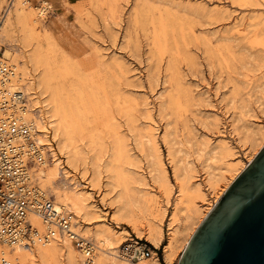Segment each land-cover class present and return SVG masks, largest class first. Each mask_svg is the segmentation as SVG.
<instances>
[{"label": "rangeland", "instance_id": "obj_1", "mask_svg": "<svg viewBox=\"0 0 264 264\" xmlns=\"http://www.w3.org/2000/svg\"><path fill=\"white\" fill-rule=\"evenodd\" d=\"M42 3L51 8L39 19ZM0 21V57L13 47L0 60L32 81L82 161L57 190L40 185L62 206L70 188L81 191V215L72 214L83 236L95 242L104 228L121 247L146 242L161 264L194 211L179 264L264 146V0H0ZM159 234L157 249L150 239ZM27 251L0 245V264H44Z\"/></svg>", "mask_w": 264, "mask_h": 264}, {"label": "bare ground", "instance_id": "obj_2", "mask_svg": "<svg viewBox=\"0 0 264 264\" xmlns=\"http://www.w3.org/2000/svg\"><path fill=\"white\" fill-rule=\"evenodd\" d=\"M14 7V3L11 4V7H9V9L7 10V15H9L11 11L13 13V9L15 10ZM48 8H51L50 4L42 3L41 5H39V7H37L35 11L37 18L42 19L41 17H44ZM18 12L19 13L17 14L15 13L17 19L28 18V16L26 15L27 12ZM1 22L2 21H0V31L2 30ZM1 42L2 39L0 36V46ZM12 48L13 47L11 44L5 45V49L3 50L0 59H11V50L13 51ZM2 66H5L7 68L8 73L6 71L4 73H0V86L2 87L0 90V103L3 99H5L3 97L10 98L11 96H14V98L16 99L22 98L24 102L23 104L16 103V110L14 115L16 116L19 122H23L25 124H28L30 122L32 126L29 135L34 139L35 146L32 149H28L26 155L24 154V157L27 158V156H32L36 159V153L38 152L41 153V156L46 155V159L43 157L40 161L36 160V162H32L31 159L27 160L29 164L27 167L29 177L31 178L32 183L34 182V184L37 185L39 191L42 194L46 195L48 199L51 198V209L55 210L57 213L65 214L68 219V222L70 223L68 230H58L57 228H54L53 234H51L48 239H43L42 236L45 233V228L46 226L50 225V222L42 218L40 214L42 211L41 209H39L37 212H29L27 213L25 220L29 221L31 224V234L33 236V242L20 237V241L18 243L14 245L3 246L7 248H17V246L26 248L29 250V252H27L30 257L36 258L38 261L44 264H50L52 263V261L55 260H61L66 264H106V261H109L111 264H161L159 262V259L156 258V254L155 252H153L152 249L150 257L148 258L140 257L137 261H131L130 259L124 257L122 254L123 247L127 244L130 245V242L124 244L123 247H121V244L117 243L114 240L113 235L108 234L106 230H104V228L96 229L92 232L95 237V242L93 241V239L80 234V232L77 230L78 226L76 221L74 220V215L72 213H75V215H81L80 212L82 210L83 200L81 191L75 186L70 188L71 192L69 194L64 193L66 197H64L63 199H58V201L60 199L63 200V206L58 205L57 203L55 204L53 196L50 195L47 190L40 185L38 179L44 178L48 182V185H50V187L54 188V190H57V182H60L63 179H67V170L69 168L81 171L82 168L80 164L82 163V161L80 156H78V147H73L66 143V138L64 139L60 134V129L54 115L48 110V106L45 101H41L40 95H38L32 81L29 80V82H27L25 78L22 79L20 68L14 64H9L6 61L0 60V68ZM16 70L18 73L16 72ZM19 78L22 81L23 85L18 84ZM27 98H29L33 102V109L29 108L30 106L28 105ZM32 111H37L38 113H41L39 115L40 119L37 116L33 115ZM46 141L55 142L57 147H52V145H49ZM47 150L49 152L45 153ZM55 150L58 151L59 156H56V154L58 153ZM49 164L50 166H52L46 171L43 170ZM83 166L85 165L83 164ZM201 185H198L195 188V193L198 196L203 191ZM184 219L186 224L180 230L182 236L179 239H177L178 237L170 238L168 243L163 246V256L165 258L164 261L167 264H172L174 262L177 252L176 250H179L186 243L188 237L196 228L199 221V217L194 213V211L190 212L189 210L186 211V213L184 214ZM86 228L83 227V229H80L81 232L82 230L84 232L85 230L89 232L88 228ZM71 235H73V237ZM78 237H80L81 239L83 238L86 241L92 242L94 248L91 253H86L83 250V247L77 248L73 244V238ZM150 243L155 248H160L161 235H153L150 239Z\"/></svg>", "mask_w": 264, "mask_h": 264}, {"label": "built area", "instance_id": "obj_3", "mask_svg": "<svg viewBox=\"0 0 264 264\" xmlns=\"http://www.w3.org/2000/svg\"><path fill=\"white\" fill-rule=\"evenodd\" d=\"M5 71L8 73L7 68L2 66L0 73ZM3 98L0 103V244L14 245L20 241V237L33 242L31 224L25 217L27 213L39 209L42 210V218L50 222L42 236L48 239L54 228L68 230L70 223L65 214L51 209V198L42 194L29 177L27 160L40 161L43 157L46 159V155L41 156L38 152L36 159L24 157L28 149L35 146L34 139L29 135L31 123L19 122L14 115L16 103L23 104L24 100L14 96ZM73 244L77 248L83 247L86 253H91L94 248L92 242L80 237L73 238ZM150 253L151 247L140 240L127 244L122 251L123 256L131 261H137L140 257L148 258Z\"/></svg>", "mask_w": 264, "mask_h": 264}, {"label": "water", "instance_id": "obj_4", "mask_svg": "<svg viewBox=\"0 0 264 264\" xmlns=\"http://www.w3.org/2000/svg\"><path fill=\"white\" fill-rule=\"evenodd\" d=\"M179 264H264V146L195 230Z\"/></svg>", "mask_w": 264, "mask_h": 264}, {"label": "crops", "instance_id": "obj_5", "mask_svg": "<svg viewBox=\"0 0 264 264\" xmlns=\"http://www.w3.org/2000/svg\"><path fill=\"white\" fill-rule=\"evenodd\" d=\"M186 245V244H185ZM185 245H183V246H185ZM158 249V248H157ZM176 251H178V250H176ZM176 254H177V252H176ZM165 258H164V256H163V260H164ZM165 262V261H164ZM166 263V262H165ZM167 264V263H166Z\"/></svg>", "mask_w": 264, "mask_h": 264}]
</instances>
